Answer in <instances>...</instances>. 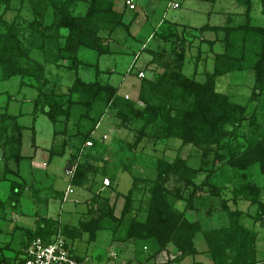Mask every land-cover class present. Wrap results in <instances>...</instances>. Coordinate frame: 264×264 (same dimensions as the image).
<instances>
[{
    "label": "trees",
    "instance_id": "16d2710c",
    "mask_svg": "<svg viewBox=\"0 0 264 264\" xmlns=\"http://www.w3.org/2000/svg\"><path fill=\"white\" fill-rule=\"evenodd\" d=\"M232 1L246 8L245 20L235 23L228 18L222 25L201 27L182 25L181 32H174L175 35L180 33L176 39L183 45L178 59L174 63L156 59L157 77L141 78L139 94L134 101L121 96L118 86L102 80V75L108 72L102 71L99 65L100 58L112 54L109 42L100 33L112 35L119 28L129 30L131 25L124 23L125 13L114 8L115 0H0V88L4 82L15 78L37 83L33 114L35 118L38 114L47 116L54 126V143L48 162L53 156L63 157L70 152L65 168H73L75 164L77 168L69 184L88 192L96 189L100 176L111 181L110 186L104 187L102 180L103 191L117 189L114 184L119 169L133 178L127 194L121 193L125 202L120 217L116 216L113 206L92 207L88 212L90 217L78 227L61 224L58 219L43 218L35 235L28 232L31 236L23 249L36 237L50 241L58 231L71 243L84 235L95 242L100 231L111 230L128 218L120 242L135 249L141 246V250H149L148 260L140 264H182L187 258L200 254L196 244L201 239L207 246L210 261L195 260L192 264H264V252L262 260L258 249L259 231L245 224V214L238 206L248 203L256 207L255 215L249 217L264 228V190L259 183L264 179V124H259L256 113L259 109L264 114V25L252 22L255 0ZM258 3L264 15V0ZM122 4L127 12L135 13L138 9L137 6L131 11L124 1ZM11 12L14 18L9 22L6 17ZM173 27L175 30L181 28L179 24H172ZM205 32L214 33L216 39L203 40V43L213 48L220 42L224 51L215 54L214 69L205 74L203 81L198 80L197 75H187L184 66L187 49ZM221 34L223 38H219ZM84 51L93 52L95 62L87 61L82 55ZM33 53L42 61L33 58ZM85 70L94 71L95 79L85 81L81 75ZM58 71H62L64 77L73 76L66 91L62 90ZM246 71L253 75L247 105L235 103L227 93L218 91L222 77L240 76ZM140 73L143 71H135L137 77ZM249 107L257 109L248 117ZM106 113L119 121V128L136 126L133 130L137 134L133 143H125L114 136L116 161L111 168L106 160L110 141L105 135L95 136ZM25 116L23 112L0 116L4 121L0 124V144L7 148L4 162H0V180L12 173L8 169L11 160L18 166L28 160L22 155V137L24 131L32 128L20 124ZM75 117L72 131L69 125ZM7 119L9 127L5 124ZM247 122L250 131L243 129ZM227 126L231 129L227 130ZM240 136L242 141L238 140ZM167 140L181 144L172 163L162 157L147 160L137 154L144 141L156 144ZM87 142L92 146L87 147ZM187 146L201 152L200 166L191 165L188 158L180 155ZM210 155H214L211 163ZM137 165L146 167V177L134 174ZM208 165L211 168L205 169ZM201 173H207V177L198 183L196 180ZM220 176L224 179L219 180ZM169 182L174 184L171 189L167 186ZM22 183L12 184L9 197L13 207L20 205L26 185L25 181ZM206 187L209 202L213 198H220L221 202L220 206L209 203L203 213L195 201ZM228 187L231 198L223 196ZM190 189L185 196V190ZM100 197V193L94 196L95 203ZM136 198H140L139 206H145L144 216H138L139 209L135 212ZM179 202L185 203L182 210L177 207ZM22 253L23 250L17 252L13 264H23ZM0 264L9 263L2 257Z\"/></svg>",
    "mask_w": 264,
    "mask_h": 264
},
{
    "label": "rangeland",
    "instance_id": "374dc122",
    "mask_svg": "<svg viewBox=\"0 0 264 264\" xmlns=\"http://www.w3.org/2000/svg\"><path fill=\"white\" fill-rule=\"evenodd\" d=\"M122 1L115 0L114 8L118 12H124V23L131 25L129 30L119 28L112 35L108 32L100 33L109 42L112 54L100 58L99 65L102 71L109 73L102 75V80L110 81L118 86L121 96L134 101L137 100L139 94L141 78L157 77L156 73H159V67L155 61L156 59L168 63H174L178 59V54L182 51L183 45L178 43L176 39V36H179L180 33L175 35L174 32H181L182 25L201 27L205 24L222 25L228 21V18L234 20L235 23L245 20L246 8L238 7L230 0H218L216 2L203 0H137L138 9L135 13L127 12ZM174 3L180 4V8H173L172 4ZM22 15L25 16V13ZM13 18L14 12L7 14L6 19L9 22ZM251 18L254 25H264V15L261 14L258 5L254 6ZM165 20L169 21L171 25H167ZM172 24H179V27H181L178 28L179 31L175 30L174 27L172 28ZM219 38H223V34ZM215 39L214 33L205 32L199 35V38L193 40L191 47L186 51L184 72L187 75H197L198 80L204 81L205 74L213 71L215 54L223 52L224 46L218 42L211 48L208 44L203 43V40ZM189 41H192V38H189ZM185 47L188 46L185 45ZM148 51L152 53L149 54ZM82 55L87 61L95 62L96 60L95 54L91 51H84ZM31 56L37 61H42L37 53H33ZM195 68H197L196 72ZM136 70L143 71L144 75L137 77L135 75ZM58 74L61 76L59 82L63 86L62 90L66 91L73 81V76L67 75L64 77L62 71H58ZM81 75L85 81L95 79L94 71L85 70ZM252 83L253 75L249 71L240 74V76L239 74H230L220 79L218 91L227 93L235 103L247 105ZM29 85L34 88L37 83L28 79L15 78L4 82L0 88V116L5 113L18 115L23 112L26 116L20 120V124L32 128L24 131L22 137V155L27 157L28 160L22 161L20 166L17 165L16 161L11 160L8 163V169L12 173H7L6 178L2 177L3 179L0 180V202L3 204V206H0V259L2 257L6 258L9 264H13L17 252L23 250L26 241L31 236L28 232L35 235L36 229L43 218L58 219L61 224L78 227L81 221L90 217L88 212L92 207L99 209L100 207L113 206L116 216L120 217L125 202L122 195L127 194L133 182V178L129 174L123 173L119 169L114 184L117 189L113 188L108 192L103 191L101 187L103 177L100 176L97 179V182L100 183H97V187L93 192L73 187V192L69 195L68 200L64 201L63 195H65L64 193L69 184V178L65 175V167L70 152H67L63 157L53 156L51 162H48L50 149L54 143V126L45 115L38 114L35 118L33 101L38 93L35 88L32 89ZM256 109L249 107L247 116H251L253 110L256 112ZM256 113L259 116V124H264V114H261L259 109ZM76 120L77 117L70 121L69 128L72 131L75 129L73 125ZM2 122L4 121L0 120V124ZM5 124L9 127L10 121L7 119ZM247 125L248 122L244 124L243 129L250 131V127ZM119 126V121L106 113L95 133L96 137L102 138L105 135L108 138L106 140L110 141V151L106 156L110 168L114 166L116 161L114 152L117 145L113 141L114 136L125 143H133L137 135L133 130L136 126L133 125L131 128L125 129L119 128ZM238 140L242 141L241 136ZM152 142L144 141L141 143L137 154L144 159L154 161L162 157L172 163L181 149L179 141L167 140L156 144ZM6 150L7 148L0 144V162L2 163L4 162V152ZM180 155L188 158L191 165L196 167L201 165V152L195 147L187 146L183 148ZM213 157L214 155L209 156L210 163ZM208 166H205V169L211 168L210 165ZM134 169V174L147 176L146 167L143 165H137ZM206 177L207 173H201L196 181L201 183ZM220 179H224V177L220 176ZM23 181L26 185L23 186L24 193L20 198V205L13 207L10 205L11 199L9 197L12 184H23ZM259 181L262 190H264V179ZM167 186L171 189L174 184L169 182ZM191 190H185V196H188ZM207 192L208 187L198 194L195 201L196 206H201L204 210L203 213L206 212L208 209L206 207L210 204L220 206L221 202L220 198L210 199L209 202ZM99 193L101 197L95 203L94 196ZM223 193L225 198H231L229 187L225 188ZM146 195H143V198ZM170 199L172 200L173 197L170 196ZM262 199L264 200V197ZM139 202L140 198H136L134 203L135 212L137 213L139 209L141 212L137 213L138 216H144L142 209L145 206H139ZM177 206L184 208L185 203L179 202ZM238 206L245 211L243 218L245 224L250 228L258 229V246L260 251L264 252V228L259 223L254 224L253 219L249 217L255 215L256 207H251L248 203H240ZM128 221V218H126L124 223H117L111 230L100 231L95 242L89 241L88 236L84 235L82 239L71 243L72 253L86 263H99L100 258L102 259L101 262H110V264H140L147 261L150 256L149 250H141V246H137L135 249L133 246H127L120 242L126 232ZM190 261L191 259H187L186 263ZM147 264L154 263L149 262Z\"/></svg>",
    "mask_w": 264,
    "mask_h": 264
},
{
    "label": "built area",
    "instance_id": "2783aa9c",
    "mask_svg": "<svg viewBox=\"0 0 264 264\" xmlns=\"http://www.w3.org/2000/svg\"><path fill=\"white\" fill-rule=\"evenodd\" d=\"M123 1L129 10L133 11L136 9V0ZM172 7L178 8L179 5L175 3L172 4ZM143 75V73H140L139 76L142 77ZM104 138L106 139L107 136H104ZM86 146L91 147L92 143L87 142ZM83 151L84 150H81V153H83ZM76 168L77 164H75L73 168H65V175L69 180L74 177ZM110 185V179L105 178L103 180V186L108 187ZM72 192L73 186L69 184L64 195V201L68 200ZM21 260L23 264H110V262L86 263L83 259L76 257L72 253L71 241L67 240L61 231L53 235L50 241H45L41 237L32 239L25 249H23Z\"/></svg>",
    "mask_w": 264,
    "mask_h": 264
},
{
    "label": "crops",
    "instance_id": "0c3cea01",
    "mask_svg": "<svg viewBox=\"0 0 264 264\" xmlns=\"http://www.w3.org/2000/svg\"><path fill=\"white\" fill-rule=\"evenodd\" d=\"M137 1V0H136ZM218 1V0H217ZM231 2H233L232 0H230ZM256 1V5H258L259 6V3H258V0H255ZM137 3H138V1H137ZM235 3V2H234ZM175 4V3H174ZM178 4V3H177ZM255 5V6H256ZM180 8V6L178 7V8H176V9H179ZM241 8H243V7H241ZM259 8H260V6H259ZM261 10V9H260ZM69 185V184H68ZM68 187V186H67ZM102 187V186H101ZM67 189V188H66ZM101 189V188H100ZM65 194V193H64ZM63 197H64V195H63ZM178 207V209L180 208H182V207H179V206H177ZM241 209V208H240ZM182 210V209H181ZM243 210V209H242ZM241 210V211H242ZM243 212L245 213V211L243 210ZM215 223H213L212 222V225H214ZM197 245V247H198V250H199V252H200V254L198 255V256H196L195 258L193 257H189V258H187V259H191V261L189 262V263H186V261H187V259L182 263V264H184V263H186V264H192L193 263V261H199V262H204V263H209V261H210V255H209V253H208V251H207V246H206V244L203 242V240L201 239L200 241H198V243L196 244ZM258 249H259V246H258ZM259 252H260V259H262V252L260 251V249H259ZM199 257H201L202 259H200ZM198 258H199V260H198ZM263 260V259H262Z\"/></svg>",
    "mask_w": 264,
    "mask_h": 264
},
{
    "label": "water",
    "instance_id": "95a60500",
    "mask_svg": "<svg viewBox=\"0 0 264 264\" xmlns=\"http://www.w3.org/2000/svg\"><path fill=\"white\" fill-rule=\"evenodd\" d=\"M227 130H230L231 129V127L230 126H227V128H226Z\"/></svg>",
    "mask_w": 264,
    "mask_h": 264
}]
</instances>
